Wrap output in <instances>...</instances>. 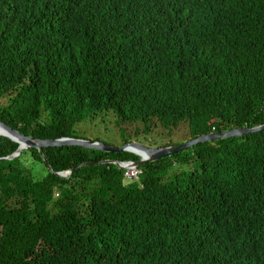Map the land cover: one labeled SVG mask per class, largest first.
<instances>
[{
  "label": "trees",
  "instance_id": "trees-1",
  "mask_svg": "<svg viewBox=\"0 0 264 264\" xmlns=\"http://www.w3.org/2000/svg\"><path fill=\"white\" fill-rule=\"evenodd\" d=\"M104 111L145 133L186 123L188 139L264 123V0H0V120L80 137ZM17 147L0 135V157ZM42 150L0 160V264H264V130L131 183L113 163L56 172L132 152Z\"/></svg>",
  "mask_w": 264,
  "mask_h": 264
},
{
  "label": "water",
  "instance_id": "water-1",
  "mask_svg": "<svg viewBox=\"0 0 264 264\" xmlns=\"http://www.w3.org/2000/svg\"><path fill=\"white\" fill-rule=\"evenodd\" d=\"M264 129V124L255 126V127H238L232 128L230 130L222 131L220 133H206L201 134L195 138L188 139L187 141L175 144V145H167V146H160V147H149L142 145L136 141H128L121 145H113L107 144L99 140H91V139H84L79 137H58V138H36L30 135H25L19 132L17 129L12 128L5 122L0 120V134L11 138L12 140L16 141L19 145L14 153L11 155L0 158V160L10 159L11 157L17 156L21 149H25L28 147L36 148L39 153L41 154L43 160L48 163L46 156L42 150L43 147L49 146H62V145H79L86 148H94L98 150L108 151V152H119V151H130L139 156V160L133 161L135 165H141L147 161H153L157 158L168 156L172 153H175L179 150L185 149L187 147H191L199 142L210 141L213 139L223 138V137H231V136H241L247 133L256 132L259 130ZM139 150L140 152H138ZM145 153V155L143 154ZM99 163H114L119 165L118 161L116 160H102L99 162L95 161H88V162H81L74 167L65 170V171H58L56 172L57 175L60 176H68L70 173L83 165L89 164H99ZM48 168L51 171V166L48 164Z\"/></svg>",
  "mask_w": 264,
  "mask_h": 264
},
{
  "label": "rangeland",
  "instance_id": "rangeland-1",
  "mask_svg": "<svg viewBox=\"0 0 264 264\" xmlns=\"http://www.w3.org/2000/svg\"><path fill=\"white\" fill-rule=\"evenodd\" d=\"M112 111H104L95 117H88L77 122L74 126L78 136L81 138L99 140L107 144L120 145L124 140H134L146 146H165L182 143L189 138L187 124L181 123L172 129L162 127L159 123L151 125L148 132L143 131V124L140 122H118L111 119ZM123 126L126 130L133 132L137 127L138 134L118 131ZM121 130V129H120ZM193 161H191L189 169L194 170Z\"/></svg>",
  "mask_w": 264,
  "mask_h": 264
},
{
  "label": "clouds",
  "instance_id": "clouds-1",
  "mask_svg": "<svg viewBox=\"0 0 264 264\" xmlns=\"http://www.w3.org/2000/svg\"><path fill=\"white\" fill-rule=\"evenodd\" d=\"M261 124H264V123H260V124H256V125H253V126H250V127H255V126H258V125H261ZM241 127H247V126H241ZM250 127H247V128H250ZM234 128H238V127H234ZM230 130V129H229ZM262 130H264V129H262ZM262 130H259V131H262ZM224 131H226V130H224ZM220 132H222V131H220ZM220 132H215L214 131V127H212V131L211 132H209V133H220ZM256 132H258V131H256ZM252 133H255V132H252ZM252 133H247V134H252ZM206 134V133H205ZM247 134H244V135H247ZM1 135V134H0ZM4 136V135H3ZM31 136V135H30ZM241 136H243V135H241ZM7 137V136H6ZM61 137H64V136H61ZM69 137H71V136H69ZM230 137V136H229ZM231 137H233V136H231ZM9 138V137H8ZM58 138V137H57ZM79 138H81V137H79ZM195 138V137H194ZM223 138H228V137H223ZM223 138H218V139H213V140H219V139H223ZM11 139V138H10ZM43 139V138H42ZM84 139H86V138H84ZM191 139V138H190ZM12 140V139H11ZM213 140H210V141H213ZM14 141V140H13ZM131 141H134V140H131ZM187 141V140H186ZM16 142V141H15ZM128 142V141H127ZM137 142V141H136ZM185 142V141H184ZM126 143V142H125ZM183 143V142H182ZM122 144H124V143H122ZM180 144V143H179ZM19 145V144H18ZM121 145V144H120ZM143 145V144H142ZM171 145V144H170ZM62 146H64V145H62ZM77 146H79V145H77ZM146 146V145H145ZM165 146H167V145H165ZM82 147V146H81ZM149 147H160V146H149ZM188 148V147H187ZM94 149V148H93ZM186 149V148H185ZM22 150V149H21ZM16 151V150H15ZM14 151V152H15ZM14 152H12V153H14ZM130 152V151H129ZM11 153V154H12ZM20 153V152H19ZM133 153V152H132ZM11 154H9V155H11ZM135 154V153H134ZM8 155V156H9ZM19 155V154H18ZM137 155V154H136ZM171 155V154H170ZM4 157H7V156H4ZM4 157H0V158H4ZM15 157V156H14ZM165 157V156H164ZM12 158V157H11ZM161 158V157H160ZM158 159V158H157ZM107 160H111V159H107ZM138 160H139V158H138ZM116 161H118V163H119V165H117L118 167H120L121 169H123V178H124V180L126 181V183H131V182H136V181H139V176H140V174L142 173V169H141V165H135L134 163H133V161H137V160H131V159H129V160H116ZM154 161V160H153ZM148 162V161H147ZM100 164V163H99ZM114 164V163H113ZM144 164V163H143ZM116 165V164H115ZM128 167H134V168H137L138 170H140V173H138V175H137V178H127L125 175H124V173H125V171L127 170V168ZM65 171V170H64ZM58 172V171H57ZM69 176V175H68ZM64 177H66V176H64Z\"/></svg>",
  "mask_w": 264,
  "mask_h": 264
},
{
  "label": "built area",
  "instance_id": "built-area-1",
  "mask_svg": "<svg viewBox=\"0 0 264 264\" xmlns=\"http://www.w3.org/2000/svg\"><path fill=\"white\" fill-rule=\"evenodd\" d=\"M138 173H140V170L134 167H128L127 170L125 171L124 175L127 178H137Z\"/></svg>",
  "mask_w": 264,
  "mask_h": 264
},
{
  "label": "bare ground",
  "instance_id": "bare-ground-1",
  "mask_svg": "<svg viewBox=\"0 0 264 264\" xmlns=\"http://www.w3.org/2000/svg\"><path fill=\"white\" fill-rule=\"evenodd\" d=\"M138 152H140L139 150H137ZM145 155V153H143Z\"/></svg>",
  "mask_w": 264,
  "mask_h": 264
}]
</instances>
